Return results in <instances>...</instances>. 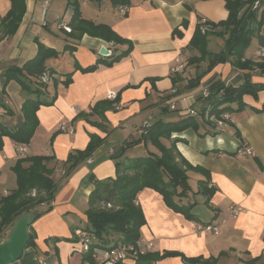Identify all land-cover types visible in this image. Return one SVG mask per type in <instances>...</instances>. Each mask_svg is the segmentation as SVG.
Masks as SVG:
<instances>
[{
	"label": "crops",
	"instance_id": "1",
	"mask_svg": "<svg viewBox=\"0 0 264 264\" xmlns=\"http://www.w3.org/2000/svg\"><path fill=\"white\" fill-rule=\"evenodd\" d=\"M225 1L130 0L127 11L120 12L118 4L110 0H78L84 19L108 25L127 41L113 44L88 34L80 39L70 36L72 6L67 0H48L46 6L43 0H25V12L16 31L0 38V124L6 131L15 132L25 120L21 107L27 97L46 103L39 104L35 110L37 125L28 143L2 136L0 198L16 187L15 162L33 155L51 157L48 166L52 168L56 190L51 209L29 227L35 245L26 247L21 257L10 264H38L39 260L48 264H83L89 253L82 251L74 230L87 229L85 212L94 180L114 177L116 158L139 157L126 155L137 145L133 148L128 143L141 137L137 130L147 116L152 117L151 125L156 121L176 122L189 109L197 112L194 115L197 127L174 131L168 138L160 137V141L167 147L172 145L192 166L207 170L208 179L200 172L188 170V183L192 176L197 187L192 190L189 184L187 196L175 200L195 203L193 211L197 204L194 198L201 194L197 193L198 180H206L214 189L207 203L201 194L209 217L202 220L194 213V219H187L167 206L159 192L144 187L135 199L145 219L139 238L152 242L150 252L177 251L186 257L215 259L210 264H249L247 261L252 258L264 262V89L254 96L243 94L244 106L238 110L235 102L224 104L230 111H224L229 119L223 127L215 122L220 116L209 114L210 108L199 114L207 104L204 92L210 93L219 84L233 87L246 81L264 84V62L255 57L256 49L264 43L257 35L252 36L256 39L253 51L247 53V48L241 58L251 62L248 67L233 65L232 56L212 62L223 50L228 35L201 33L199 20L203 18L223 27L228 16ZM10 7V0H0V17ZM256 12L258 17L262 16L259 33L264 37V0ZM60 23L70 31L60 27ZM251 25L255 27L256 23ZM198 32L206 37L204 57L193 44ZM38 43L57 54L45 59V65L53 72L34 78L32 82L37 81L38 85L30 83L29 88L35 90L30 93L17 79L6 80L4 73L12 67L21 68L32 59L38 52ZM102 47L109 51L108 55L99 54ZM125 51L128 52L111 65L104 62L96 65L99 60H108L111 54ZM90 65L96 66L82 70ZM179 65L182 68L176 70ZM195 79L198 81L192 85ZM109 91L116 93V100L108 98ZM101 102L111 106L91 111ZM165 102L175 105V109ZM116 103L119 108L115 107ZM60 121L70 122L73 132H60L57 128ZM90 135L100 137L101 143L87 160L66 174L68 154L85 149ZM144 143L151 146L148 152L159 154L152 143ZM247 149L252 154L246 153ZM230 204L242 208L235 218L226 209ZM44 208L41 205L36 209ZM212 219L225 220L217 235L196 230L197 224ZM9 230L10 227L3 228L0 237L6 238ZM118 238V235L109 236L107 245L114 244ZM121 264L187 263L173 256Z\"/></svg>",
	"mask_w": 264,
	"mask_h": 264
},
{
	"label": "trees",
	"instance_id": "2",
	"mask_svg": "<svg viewBox=\"0 0 264 264\" xmlns=\"http://www.w3.org/2000/svg\"><path fill=\"white\" fill-rule=\"evenodd\" d=\"M11 7L8 12L0 17V38L4 35L13 34L25 12V0H10ZM100 1V0H98ZM115 5L129 4L130 0H110ZM254 0H226L225 6L228 11L226 20L222 23L225 33L228 35L224 42L223 50L214 56L212 62L225 61L227 56L233 57V65L248 67L249 61H241L244 51L249 45L250 38L257 35L259 41L264 43V37L260 35L259 29L262 24V16L258 17L256 10L251 9ZM72 6L70 21V36L80 39L83 34L101 38L113 44H125L127 41L116 34L108 25L93 23L81 16L78 0H67ZM246 7L242 13L241 10ZM256 23L253 27L251 23ZM193 44L199 49L201 55H206V37L199 32L193 38ZM130 47V46H129ZM70 49L71 47H66ZM128 51L122 54L108 57V60H99L107 65L119 60ZM57 54L55 50L38 43V52L30 60L26 61L21 68L12 67L4 75L6 80L15 78L26 92H34L29 84L38 85L37 81L32 82L44 73H52L53 69L45 65V59ZM202 58V57H200ZM199 60V59H197ZM96 65H90L82 70H92ZM263 66V64H258ZM32 79V80H31ZM198 79L192 82L196 84ZM264 89V84L244 82L242 85L233 87L231 85L219 84L206 97L207 104L202 107L199 114L203 115L205 110L210 108L209 114L219 117L224 111H230L229 106L224 104L235 102L238 109L244 106L243 94L256 95L257 91ZM41 103L39 99L27 97L23 102L21 110L25 120L22 126L15 132L6 131L0 124V149L2 136L9 135L17 143H28L37 125L35 110ZM111 103L101 102L94 105L91 111H97ZM187 127H197L194 115H186L176 122H154L146 134L137 140L130 141L128 146L139 142L149 141L157 149L159 154L148 152L145 156L115 160V176L102 180H94V188L88 198L86 210V228L91 230L99 240V246H107L108 237L117 234L119 238L114 243H133L139 238V229L145 219L141 208L135 202L136 194L144 187H149L159 192L167 206L176 212L183 214L187 219H194L192 211L195 203L183 204L175 200V197H186L190 186L188 183V170L202 173L206 179L209 178L207 170L200 166H192L174 147L165 146L161 143L160 137L168 138L172 132L184 130ZM102 139L96 135H90V141L83 150H75L68 154L65 163L66 174H68L78 163L87 160L92 151L101 143ZM50 156L33 155L20 158L15 162L13 171L16 175V187L8 195L0 198V231L3 228L11 227L14 221L24 212L33 211L38 218L44 211L51 209L56 182L52 178V168L48 166ZM27 162L28 164H24ZM93 179V176H91ZM198 192L206 197L207 203L212 196L214 189L208 186L206 180H198ZM35 194H32V191ZM110 204V207H107ZM45 205L43 211H38V206ZM35 245L32 236L26 247ZM25 247V248H26ZM179 256L187 264H210L215 259H204L201 256L186 257L177 251L147 252L141 255L136 261H156L166 257ZM86 255L85 259H89ZM258 258H252L249 264H264L258 262ZM135 261V262H136Z\"/></svg>",
	"mask_w": 264,
	"mask_h": 264
},
{
	"label": "built area",
	"instance_id": "3",
	"mask_svg": "<svg viewBox=\"0 0 264 264\" xmlns=\"http://www.w3.org/2000/svg\"><path fill=\"white\" fill-rule=\"evenodd\" d=\"M262 1L263 0H254V3L253 5H251V8L254 10H258L261 6ZM43 4L46 6L48 4V0H43ZM117 9L120 12H126L128 6L126 4H120L117 6ZM59 26L67 31H70V28L62 23H60ZM222 28V26L211 24L203 18L199 20V30L201 33H219ZM255 57L257 60L264 62V45L258 46L255 51ZM179 66L180 67L176 68V70H180L182 68V65ZM172 92H175V89H173ZM208 95V91H205L203 94L205 98L208 97ZM107 96L112 101L116 100V93L113 91H109ZM165 105L169 106L170 109H175V105L173 104H168V102H165ZM115 107L119 108V103H116ZM74 110H76V107H74ZM186 113L189 115L197 114V112L193 109L187 110ZM228 119L229 114L224 112L220 115V118L215 120V122L219 127H223L226 125ZM151 120L152 117L147 116L142 121L141 125L138 127L137 130V133L140 136L146 134V132L151 126ZM57 128L60 132L65 133H72L74 130L73 125L70 122L66 121H60ZM19 150L22 151L23 149L19 148ZM245 152L248 154H252V152L248 149ZM110 206V204H107V207ZM226 209L229 213V216L232 218L237 217L242 211V208L240 206H237L236 204H230L229 206H227ZM224 221V219H212L209 222L197 224L195 228L198 232H204L209 235H217L220 230V224ZM74 235L77 237L78 243L81 245L82 251L85 253H89L90 255V258L85 259L83 261V264H121L128 261H136L141 255L151 251L153 248L152 242L145 241L142 238H138L133 243L117 242V244L115 245L112 244L109 246L102 247L99 246V240L96 235L88 229H75ZM38 264H48V262L46 260H39Z\"/></svg>",
	"mask_w": 264,
	"mask_h": 264
},
{
	"label": "water",
	"instance_id": "4",
	"mask_svg": "<svg viewBox=\"0 0 264 264\" xmlns=\"http://www.w3.org/2000/svg\"><path fill=\"white\" fill-rule=\"evenodd\" d=\"M99 54L106 56L109 51L102 47ZM36 219L33 211L24 212L12 224L6 238L0 242V264H10L18 260L29 241L30 225Z\"/></svg>",
	"mask_w": 264,
	"mask_h": 264
},
{
	"label": "rangeland",
	"instance_id": "5",
	"mask_svg": "<svg viewBox=\"0 0 264 264\" xmlns=\"http://www.w3.org/2000/svg\"><path fill=\"white\" fill-rule=\"evenodd\" d=\"M253 3H254V1L251 3V5H253ZM247 4L245 3V6L242 8L241 13L246 7H248ZM252 10H254V9H252ZM222 32H225L224 26L219 33H222ZM255 44H256V39L255 38L253 39L251 37L249 45L247 47L248 49L246 48L247 53H251L253 51V49L255 48ZM197 106H198V104H197ZM134 145H136V144H134ZM132 147L134 148L133 145H132ZM135 147H136L135 149H133L131 152H128L126 155L127 156H144V155H147L148 150L151 148L149 143L145 144L144 142L137 143V145ZM189 184H190L192 190L196 189L197 185L195 184L194 178L192 176L189 178ZM194 199L197 201V204L194 207L193 212L196 213L200 219L205 220L207 217H209V213L207 212V207L203 202V196H201V194L196 195ZM83 223H85V222L83 221ZM110 236H111V238L113 237L112 235H110ZM114 236H117V234H115ZM3 238L5 239V237H3V236L0 237V242H2ZM67 242H68V244H71V240H67Z\"/></svg>",
	"mask_w": 264,
	"mask_h": 264
},
{
	"label": "bare ground",
	"instance_id": "6",
	"mask_svg": "<svg viewBox=\"0 0 264 264\" xmlns=\"http://www.w3.org/2000/svg\"><path fill=\"white\" fill-rule=\"evenodd\" d=\"M109 246V245H108Z\"/></svg>",
	"mask_w": 264,
	"mask_h": 264
}]
</instances>
